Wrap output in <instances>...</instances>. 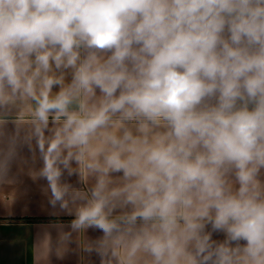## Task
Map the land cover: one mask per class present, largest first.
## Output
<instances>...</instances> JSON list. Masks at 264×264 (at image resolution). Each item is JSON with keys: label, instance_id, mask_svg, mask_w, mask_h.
<instances>
[{"label": "clouds", "instance_id": "1", "mask_svg": "<svg viewBox=\"0 0 264 264\" xmlns=\"http://www.w3.org/2000/svg\"><path fill=\"white\" fill-rule=\"evenodd\" d=\"M32 140L92 264H264V0H0V173Z\"/></svg>", "mask_w": 264, "mask_h": 264}, {"label": "crops", "instance_id": "2", "mask_svg": "<svg viewBox=\"0 0 264 264\" xmlns=\"http://www.w3.org/2000/svg\"><path fill=\"white\" fill-rule=\"evenodd\" d=\"M9 120L8 131H17L22 138L31 135L26 112L14 110ZM31 148L0 173V264H92L80 245L95 233H73L71 244L62 240L72 216L51 206L46 181L31 178L42 165L35 140Z\"/></svg>", "mask_w": 264, "mask_h": 264}]
</instances>
